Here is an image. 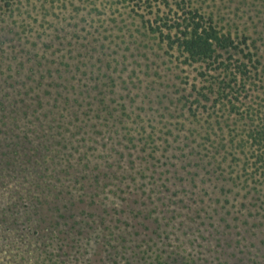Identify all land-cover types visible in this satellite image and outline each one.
I'll return each mask as SVG.
<instances>
[{
    "label": "rangeland",
    "instance_id": "obj_1",
    "mask_svg": "<svg viewBox=\"0 0 264 264\" xmlns=\"http://www.w3.org/2000/svg\"><path fill=\"white\" fill-rule=\"evenodd\" d=\"M135 1L0 0V96L24 97L25 87L21 82L25 81L29 72L27 68L33 61L44 72L49 70L50 75H45L47 80L55 76L61 80L62 76L77 83L74 90L63 89L61 94L79 99L78 103L82 104L80 112L84 117L80 122L86 120L90 124L88 131L93 141L76 151L72 146H62L63 143L59 142L56 146L49 145V150H59L54 162L63 169L70 167L77 158L86 157L91 162L93 175L98 174L100 181L107 184L104 192L118 196L117 202L128 204V208L116 203L112 205V210L120 209L123 226L119 216L109 219L110 215L106 214L103 222L96 218L97 213L86 217L87 222L95 219L100 225L105 222L113 225L106 227L99 238H83L79 224L84 223L77 220L79 224L71 229L73 235L58 243L61 245L60 256L51 249L46 250L42 254L44 264H63L62 258L74 256L87 264H132L133 255L130 257L129 252H121V245L131 246L135 235L145 240L154 227L136 217L133 207L146 213L148 206L130 205L137 196V190L131 186L132 182L130 185L126 179L121 181L125 176L114 170L118 143L115 147L112 145L108 128L111 120L120 113L126 115L125 126L133 128L130 134L133 143L140 148L144 146V154L150 153L152 161L163 160L168 157L170 148L174 150L171 136L166 134L168 130L180 125L187 129L193 127L195 140L189 142L186 149L191 148L197 154L209 151L210 166L218 176L226 173L240 176V183L229 188L230 192L217 201L216 211L224 220L221 227L216 226L223 228L226 236L231 234L227 236L229 244H225L231 246L227 251L229 255L231 253L232 264H264V139L257 142L252 138L256 129L264 127V64H261L264 0H190L191 5L205 15L213 11L218 29L221 32L230 30L236 41L241 40L243 34L257 39L255 50L259 62L251 63L233 51L223 53L215 62L186 63L176 48L167 47L166 42L148 28L154 19L158 22L166 19L169 7H163V3H159L161 0H150V5L142 9L135 7ZM223 59H226L225 66L220 64ZM241 60L247 64L249 72L235 77ZM20 63H25L26 69H22ZM33 67L34 70L38 66ZM78 92L83 96H77ZM137 115L139 121L135 122L133 119ZM97 124L100 126H95ZM142 126L145 128L141 129ZM97 128L101 132H95ZM60 133L57 130V140ZM64 135L68 138L70 129H64ZM124 153L121 170L131 175L136 171L132 163L136 153L132 148H124ZM103 160L114 167L109 166L97 173L92 166L99 163L104 167ZM55 164L48 162L44 168L51 170ZM48 174L45 173L48 183L53 179L69 188L76 184L70 174L62 173L59 181ZM3 186L11 188L10 182ZM3 186L0 198L5 195ZM77 186L73 187V192L80 194L82 190ZM250 188L258 191H249ZM235 194L238 196L232 201ZM88 200L89 203L86 199L85 204L87 201L89 211L95 212L94 199ZM222 203L226 205H220ZM25 207L26 204L21 202L19 210L24 211ZM51 214L54 218L57 216L56 213ZM55 219L59 226L66 225L64 219ZM188 225L194 226L195 222ZM115 230L125 231L127 239L120 243ZM235 243H238L236 248L233 247ZM169 250L163 242L154 243L150 252L151 263L148 264H179L168 257ZM2 253L10 252L6 249ZM186 254L193 260L207 255ZM224 259V256L221 260L216 258L214 264H220ZM240 259L244 262L238 261Z\"/></svg>",
    "mask_w": 264,
    "mask_h": 264
},
{
    "label": "trees",
    "instance_id": "obj_2",
    "mask_svg": "<svg viewBox=\"0 0 264 264\" xmlns=\"http://www.w3.org/2000/svg\"><path fill=\"white\" fill-rule=\"evenodd\" d=\"M159 3H163V7H169L167 18L162 22L154 19L148 28L156 33L162 42H166L167 47L176 48L186 63L215 62L223 53L232 51L240 53L249 63L259 62V55L255 50L257 39L243 34L242 39L236 41L230 30L221 32L213 11L205 15L193 7L190 0H161ZM135 5L144 9L150 5V0H136ZM261 44L264 45V41ZM225 61L226 59H223L220 64L225 66ZM261 64H264V48L261 49ZM25 65L20 63L22 69ZM35 65L38 67L33 70ZM237 68L235 77L237 74L245 76L249 72L246 70L247 64L243 61ZM27 69L30 73L28 72L25 81L21 82L23 88L25 87L24 97L0 96V189L5 182H10L11 187L9 189V186H3L6 189L5 195L0 198V264H44L42 254L51 249L55 255L60 256L61 245L58 243L72 233L71 229L79 224L78 221L84 223L79 224V233L83 238H99L103 236L106 227L113 225L108 222L100 225L95 219H89L90 222H87L86 217L95 216L97 213L96 218L103 222L106 220V214L110 215L109 219L119 216L123 226L120 209L112 210V205L116 203L128 208L127 203L121 204L119 200L117 202L116 199H120L118 196L104 192L107 184L100 181L98 174L93 175L90 170L91 162L86 157L77 158L68 168L60 169V165L55 164L59 150H49V145L56 146L59 142L63 143L62 146H72L73 151L84 148L93 141L88 131L90 124H87L86 120L80 122L83 114L80 112L82 104L78 103L79 99L61 94L63 89L74 90L77 83L62 76L61 80H58L57 76H50L47 80L49 70L44 72L35 61ZM77 96L83 95L78 92ZM125 117L122 113L116 115V120L112 119L108 128L113 140L112 145L115 147L118 143L117 157L114 158L117 166L114 167L103 160L104 167L95 163L92 168L99 173L103 169L107 170L109 166L114 167L118 174L125 176L121 177V181L126 179L130 185L132 182L131 186L137 190V196L131 200L130 205L138 203L148 206V211L141 213L131 205L139 220L154 227H151L145 240L135 235L131 246L121 245V252H129L130 257L133 255V261L130 262L132 264H148L151 263V246L163 242L164 246L170 248L168 257L177 260L179 264H214V260H221L222 256L225 259L220 264H232L231 253L229 255L227 251L231 247L228 245L230 238L227 236L231 234L226 236L223 228L217 227H221L224 218L218 216L216 205L221 196L230 192L229 188L240 183V176L233 177L228 173L218 176L210 166L212 161L208 160L211 158L209 151L197 154L191 148L186 149L189 142L195 140L193 127L187 129L180 125L168 130L166 134L171 136L174 150L170 148L165 159L152 161L150 153L144 154V146L140 148L133 143L134 139L130 136L133 128L125 126ZM133 120L138 122L139 115ZM98 125L100 126H95ZM144 128L145 126L141 127ZM64 129H70L71 135L68 138L62 136ZM57 130L61 132L58 140ZM95 132L99 133L101 130L97 128ZM252 138L257 142L262 141L264 127L256 129ZM124 148H132L136 153V159H132L136 171L130 172L132 176L121 170L124 167L121 162L125 156ZM48 162L55 164V168H44ZM47 172L48 176L56 178L57 181L62 173L72 175L76 183L73 187L78 185V189L82 191L75 194L72 186L69 188L63 183L57 184L53 179L50 183L46 182ZM142 180L145 181L144 184L140 183ZM117 189L120 192V189ZM248 190L258 191L257 188ZM236 196L238 195L235 194L232 201ZM91 198L94 199L92 204L96 206L95 212L88 209L87 201L89 203L88 199ZM21 202L26 204L24 211L19 210ZM124 210L128 212L127 209ZM51 212L57 214L55 218L64 219L66 225L59 226L60 223ZM231 219L237 221L236 217ZM194 222V226L188 225H193ZM115 237L120 243L127 239L125 231L115 230ZM131 237L129 235V238ZM226 238L228 242H225ZM236 245L238 243L233 247L236 248ZM74 246L75 244L71 248ZM6 249L9 254L2 253ZM187 252L207 255L193 260ZM240 252L244 254L241 249ZM80 253L79 256H82ZM62 260L63 264H87L86 261L80 262L82 258L75 256Z\"/></svg>",
    "mask_w": 264,
    "mask_h": 264
}]
</instances>
